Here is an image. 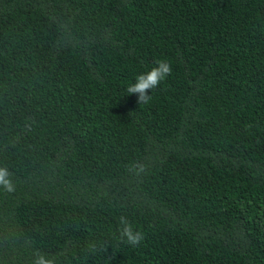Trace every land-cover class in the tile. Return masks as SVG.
I'll use <instances>...</instances> for the list:
<instances>
[{"label": "trees", "instance_id": "trees-1", "mask_svg": "<svg viewBox=\"0 0 264 264\" xmlns=\"http://www.w3.org/2000/svg\"><path fill=\"white\" fill-rule=\"evenodd\" d=\"M0 166V264H264V0H0Z\"/></svg>", "mask_w": 264, "mask_h": 264}, {"label": "clouds", "instance_id": "clouds-1", "mask_svg": "<svg viewBox=\"0 0 264 264\" xmlns=\"http://www.w3.org/2000/svg\"><path fill=\"white\" fill-rule=\"evenodd\" d=\"M171 71L172 66L168 60H157L155 66L136 75L135 82L127 86L126 92L128 94H136L137 102L140 105L148 104L152 99L149 91L157 88L161 81L164 80ZM127 168L128 171L135 172L136 175H140L146 171V166L139 161L131 162ZM0 191L6 193H14L16 191L13 173L6 166H0ZM118 225L122 242L132 247H137L145 240V234L141 230L135 228L126 216L121 215L118 218ZM31 264H56V259L37 250L33 254Z\"/></svg>", "mask_w": 264, "mask_h": 264}]
</instances>
